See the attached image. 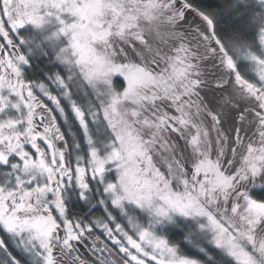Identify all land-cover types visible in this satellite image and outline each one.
<instances>
[{
	"label": "snow or ice",
	"instance_id": "obj_1",
	"mask_svg": "<svg viewBox=\"0 0 264 264\" xmlns=\"http://www.w3.org/2000/svg\"><path fill=\"white\" fill-rule=\"evenodd\" d=\"M0 264H264V0H0Z\"/></svg>",
	"mask_w": 264,
	"mask_h": 264
}]
</instances>
